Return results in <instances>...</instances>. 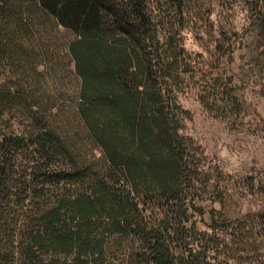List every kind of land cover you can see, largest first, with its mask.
<instances>
[{
    "label": "trees",
    "instance_id": "1",
    "mask_svg": "<svg viewBox=\"0 0 264 264\" xmlns=\"http://www.w3.org/2000/svg\"><path fill=\"white\" fill-rule=\"evenodd\" d=\"M34 3L35 25L52 20L75 35L67 44L79 78L74 113L105 169L82 164L57 110L13 87V39L31 27V6L0 0V264H209L225 233L217 215L206 230L189 220L181 186L197 171L179 117L163 103L164 69L177 61L162 48L150 0ZM250 20L264 61V0ZM34 45L42 48L36 36Z\"/></svg>",
    "mask_w": 264,
    "mask_h": 264
},
{
    "label": "rangeland",
    "instance_id": "2",
    "mask_svg": "<svg viewBox=\"0 0 264 264\" xmlns=\"http://www.w3.org/2000/svg\"><path fill=\"white\" fill-rule=\"evenodd\" d=\"M21 1L31 6V27L21 25L13 39V87L21 98L29 94L57 110L82 164L102 171V154L74 113L79 78L67 44L75 35L52 20L35 25V0ZM254 3L184 0L177 7L172 0H150L162 48L177 61L175 70L164 69L163 103L179 117L183 153L197 171L181 186L193 205L189 220L206 230L208 216L217 215L214 224L225 233L209 264H264V61L256 55Z\"/></svg>",
    "mask_w": 264,
    "mask_h": 264
}]
</instances>
